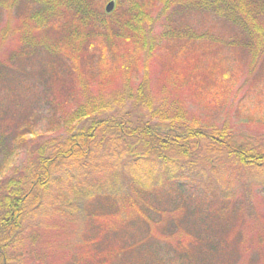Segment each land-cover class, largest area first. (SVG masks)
<instances>
[{"label": "trees", "instance_id": "1", "mask_svg": "<svg viewBox=\"0 0 264 264\" xmlns=\"http://www.w3.org/2000/svg\"><path fill=\"white\" fill-rule=\"evenodd\" d=\"M109 1L0 0V12L17 17L0 35V92L28 88L30 65L60 110L46 137L36 135L27 104L0 115V264H17L35 244L38 261L53 263L77 239L69 264H95L112 253L106 245L83 253L103 239L98 225L118 237L127 227L152 233L172 212L161 205L177 199L197 203L174 212L191 227L163 235L170 244L158 264H264V215L253 200L264 198V134L247 140L227 121L201 122L179 95L184 79L196 88L198 73L174 70L200 40L205 52L236 47L254 64L264 56V0H114L107 13ZM193 13L234 33H197L186 21ZM158 22L168 57L156 90ZM10 37L15 47L2 51ZM23 148L22 163L2 176Z\"/></svg>", "mask_w": 264, "mask_h": 264}, {"label": "rangeland", "instance_id": "2", "mask_svg": "<svg viewBox=\"0 0 264 264\" xmlns=\"http://www.w3.org/2000/svg\"><path fill=\"white\" fill-rule=\"evenodd\" d=\"M186 21L197 33L211 32L219 39L228 38L234 33V30L228 24L214 16L193 13L190 17H187ZM16 22L17 17L13 12L9 15L2 10L0 12V35L7 27H14ZM162 31L163 28L158 22L153 35L160 44L150 64V80L156 90L163 73V63L168 57V49L160 48L163 45H168L161 37ZM203 42V40H200L192 44L195 45L193 47L194 52H185L177 56L178 62H175L176 66L174 67L177 76H180L182 71L188 72L190 66H194V71L198 73V76L195 77V80H197L196 88H190L189 82L184 79L185 82L180 85L179 95L183 98L189 112L197 116L201 122L206 120L219 125L222 121H227L232 130L239 133L242 138L255 141L264 134V56L253 64L249 54L242 51V49L225 45H208L209 52H205L199 48L201 45H205ZM13 47H15L14 40L10 37L8 41L2 43L1 50L11 51ZM33 61L38 64L36 58ZM26 68L28 69V76H26L25 85L28 88L12 91L11 93L1 91L0 115H17L22 112L23 106L27 104L24 112H27L29 117L32 116L36 135L46 137L48 133H44V129L53 126L54 122L51 123V120L58 119L60 110L57 108V104L53 105L46 102V98L54 97L52 91L45 90L42 84L39 83L40 80L33 74L30 65ZM22 98L23 103L18 105L22 102ZM56 98L62 99L59 95ZM52 113H55L54 118ZM25 149L20 150L11 167H7L2 176L9 175L16 165L22 163ZM253 200L257 204L256 209L258 212L264 215L263 196L257 194L253 197ZM185 203L186 199H177L171 204L164 203L161 207L159 206L167 212H172L168 218V224L163 227L161 225L155 226L152 233L149 232L150 227L145 228L143 226L134 229L127 227L125 228L126 233L120 234V237H118L117 234H113L108 229L105 231L101 228V225H98L96 228L99 229V232L101 230L100 233L103 239H100L99 235L94 237L92 232V237L95 238L94 243L83 247V253H93L91 252L93 249H98L99 246L103 248L106 245L112 250V253L98 259L95 264H158V261L164 260L163 254L166 245L170 244L169 239H165L163 235L167 232L179 231L181 228L189 230L191 227L182 221L181 214L178 216L174 214V212L176 214L180 213V210L177 209L180 206L186 209V206L191 203L193 205L197 204L191 201L186 205ZM159 207L158 210H160ZM39 222L44 224L43 219ZM169 227L171 228L169 229ZM89 238L88 240L91 242V237ZM110 238L112 241L109 243ZM80 241L78 239L74 240L73 246L71 247L72 242L62 252L63 255L67 253L68 256L62 257L63 259H54L53 263L49 260H45L43 263L38 261L40 244H35L32 247V253L25 254L17 264H60L62 260L64 264H69L72 261L70 253L77 250ZM62 253L57 251L56 254L61 256ZM86 259H88V254ZM86 263H89V261L86 260Z\"/></svg>", "mask_w": 264, "mask_h": 264}, {"label": "water", "instance_id": "3", "mask_svg": "<svg viewBox=\"0 0 264 264\" xmlns=\"http://www.w3.org/2000/svg\"><path fill=\"white\" fill-rule=\"evenodd\" d=\"M114 4H115V1H114V0L109 1V2L105 5V11H106L107 13L111 12L112 9L114 8Z\"/></svg>", "mask_w": 264, "mask_h": 264}]
</instances>
